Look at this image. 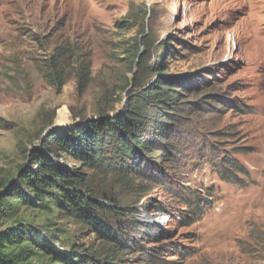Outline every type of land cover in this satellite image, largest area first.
<instances>
[{"label": "rangeland", "instance_id": "374dc122", "mask_svg": "<svg viewBox=\"0 0 264 264\" xmlns=\"http://www.w3.org/2000/svg\"><path fill=\"white\" fill-rule=\"evenodd\" d=\"M145 37L153 46L144 66L162 60L184 90L168 144L153 139L168 160L141 162L133 187L108 180L131 206L129 225L139 223L124 234L137 245L126 261L264 264V0H0V193L48 132L123 110ZM226 157L243 165V182L222 179ZM20 214L70 250L101 246L59 209Z\"/></svg>", "mask_w": 264, "mask_h": 264}, {"label": "trees", "instance_id": "16d2710c", "mask_svg": "<svg viewBox=\"0 0 264 264\" xmlns=\"http://www.w3.org/2000/svg\"><path fill=\"white\" fill-rule=\"evenodd\" d=\"M152 46L146 37L135 42L132 68L140 65L141 71L126 87L132 86L126 91L123 110L112 115L101 113L74 129L48 132L41 149L32 150L28 165L17 173L16 180L7 182L0 193V223L10 219L12 226L0 231V264H36L33 258L37 256L57 264H128L127 252L137 245L124 234L138 233L139 223L129 225L126 212L131 206L114 195L108 180L111 177L130 188L141 162L168 160L154 147L153 139L164 147L163 134L175 121L170 111L183 88L174 76L165 75L162 60L144 66L142 62L151 58ZM50 70L53 77L61 75L56 62L50 64ZM153 73L157 77L150 82ZM65 157L80 165L68 167ZM219 168L224 181L243 182L238 175L246 171L236 159H222ZM22 208H30L36 215H51L59 209L89 229L101 246L70 250L56 231L27 221L20 214Z\"/></svg>", "mask_w": 264, "mask_h": 264}]
</instances>
